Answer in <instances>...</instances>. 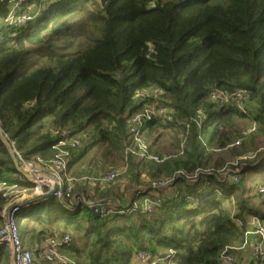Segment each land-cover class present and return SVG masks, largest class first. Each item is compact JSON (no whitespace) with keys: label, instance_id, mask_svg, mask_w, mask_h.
I'll return each instance as SVG.
<instances>
[{"label":"trees","instance_id":"16d2710c","mask_svg":"<svg viewBox=\"0 0 264 264\" xmlns=\"http://www.w3.org/2000/svg\"><path fill=\"white\" fill-rule=\"evenodd\" d=\"M9 3L0 1V130L16 150L47 161L60 138L54 131L88 132L84 145L69 149L82 148L69 168L92 152L88 176L104 173L96 175L99 165L125 167L114 185L128 180L136 197L174 178L156 191L161 203L150 214L139 206L95 216L85 204L88 186L78 182L83 175L74 171L70 193L28 215L25 222L38 227L34 245L69 233L65 251L79 264H129L138 252L168 251L172 264H218L225 248L242 245L249 217L258 216L240 175L254 163L233 167V183L220 175L224 160L215 150L240 158L264 143V0H24L20 9L31 16L24 24L7 21ZM149 88L160 91L158 99L136 96ZM214 90L245 91V113L212 102ZM151 105L171 112L170 122L154 120L144 131L146 139L158 129L174 135L177 152L161 163L125 155L127 121ZM180 171L199 175L189 181ZM16 175L0 138V183L33 187ZM205 189L211 194L198 192ZM6 202L0 192V225Z\"/></svg>","mask_w":264,"mask_h":264},{"label":"built area","instance_id":"2783aa9c","mask_svg":"<svg viewBox=\"0 0 264 264\" xmlns=\"http://www.w3.org/2000/svg\"><path fill=\"white\" fill-rule=\"evenodd\" d=\"M15 1H17L19 3L18 6H20V3L24 0ZM9 18L8 15V22L17 24H24L31 20L29 13L26 10L21 9L19 10V16L12 17V20H9ZM136 96L142 99H158L160 91L153 88L144 89L138 91ZM210 100L221 106L233 105L240 112L245 113V105L248 102V95L245 91L240 90L232 93L214 90L210 94ZM154 120H158L162 123L170 122V110L163 106L151 105L145 107L142 111L129 118L126 128L129 142L125 147L126 156L132 155L141 160L152 161L155 163H161L162 160L165 159H161L159 156L150 153L149 143L144 136L145 127ZM254 130L255 128L252 126L247 131L243 132L242 136L245 137L254 132ZM53 134L60 138L52 147V150L54 151L53 157L47 161H44L39 157L25 159L22 154L16 150L14 142L9 141L5 137V141L10 148L9 152L14 167L17 171L16 178L20 182H23L22 178H25L33 185V187L29 189L19 183H13L10 185L0 183V192L7 200L1 212L2 223L0 225V248H4L9 254L10 264H78L65 251V248L69 247L72 242V236L69 233H55L53 235L43 236L32 249H25L18 236V228L15 222L16 215L21 212L22 207L29 200L34 196H39L52 190L55 184L59 185V189L53 194V197L56 199L62 200L66 194L71 192L74 179H72L68 173L69 162L72 159L69 149L80 148L83 143L91 137V135L88 132H81L78 135L72 136L68 132L58 133V131H54ZM241 142L242 139H237L229 146V148L239 146ZM215 152H220V150H215ZM258 154H262V157H264V147H261L254 152L249 151L244 157L234 158L230 165L238 167L240 161L245 159H255ZM233 167L225 172L226 174L224 177L230 175L232 182L238 183L239 177L237 172L239 169L233 171ZM124 173L125 168H120V170L106 171L94 177L83 176L78 182L87 185L91 190L105 192L111 188L121 177V174ZM176 175L183 176L189 181H195L199 172H196L193 175H186L183 171H180L177 172ZM63 177H65V182L67 183L66 186ZM173 182L174 178L169 180L161 179L152 182L149 188V194L141 196L142 199L140 203L134 202L130 204L113 199L110 201H86L85 204L89 206L91 210L100 213L102 216L114 213L123 214L133 212L136 211L139 206L143 213L150 214L154 207L161 203L156 191L170 187ZM151 193L152 196L150 195ZM257 193L264 196V185L257 188ZM242 250H248L251 258L257 260L260 264H264V226L256 216H251L248 219V230L245 233L242 245L239 247L225 248L220 254L218 264H236L232 252ZM174 255L173 251H168L165 255L155 256H151L144 252H138L134 259L138 264H172Z\"/></svg>","mask_w":264,"mask_h":264},{"label":"rangeland","instance_id":"374dc122","mask_svg":"<svg viewBox=\"0 0 264 264\" xmlns=\"http://www.w3.org/2000/svg\"><path fill=\"white\" fill-rule=\"evenodd\" d=\"M18 5H19V3L17 1L10 0L9 7H8V9H9L8 15L10 17L9 20H12V17L14 18V17L19 16V14L16 15L17 13H19V10H20V6H18ZM33 54L34 55L32 56V60L34 61L37 54H35V53H33ZM35 65H36V63L33 62L30 66L33 67ZM147 141L149 143L150 153L157 155L161 158L166 159L167 157H169L172 154L177 152L176 144L174 142V135L167 132L166 130L158 129L156 134L152 138L147 139ZM84 144H85V142L83 143V145ZM261 147H264V143H260L256 150H258ZM79 150L81 151L82 148ZM79 150L73 152V154H71V156L74 154H77V152H79ZM250 151L254 152L255 150H250ZM217 153H220L221 157L224 160V165L220 170V175L222 174V176H225V174H226L225 172L229 171V168L233 167L232 165H230V163L233 162V159L235 157H232L227 150H223L222 152L220 151ZM92 156H93L92 152H88L87 154H85V156L79 161V163L74 165V167L69 168L68 173L71 175V173L72 172L74 173V171H80L81 172L80 175H83V176L87 175L88 176V174L91 170L84 171V168H85V170H88V169L93 167L94 161H93ZM262 156H263L262 154H258L255 159L249 160V161H253L254 164L251 165L244 173H242L240 175L241 185L245 189L248 197L250 198L251 204L257 210V216L260 219L264 218V209H263L264 197L257 193V188L260 185V183L264 182V157H262ZM259 158L261 160H259ZM247 161H248V159H247ZM88 164L92 165V166H88ZM100 166L101 165L98 166V169H97L98 173L96 175H98L99 173H102V172L109 171L110 170L109 168L112 169V167H115V169H116L117 165L109 166V167H106L104 169L100 168ZM120 168H125V167H119V168L117 167L116 170H120ZM122 176H123V174H121V177ZM63 181H64L65 186H66L67 183L65 182V177H63ZM74 183H78V182H74ZM119 184H120V182H118L116 185L111 187L109 190H106V192H97L96 190H91L90 188L87 187L88 189L86 188V192H87L86 194L91 199H86V200L96 202V201H100L102 199H108L109 198L112 200L117 199V200L122 201V202L125 200H129L130 202L140 203V201L142 199L141 196L136 197V196H134L133 193L129 194V192H132L131 191L132 189L129 186L130 182L128 180H125L124 182L122 181L121 186H119ZM201 188H202V185L198 187V189H201ZM129 189H131V190H129ZM198 192H200V194H211L212 189L200 190ZM44 202L45 201H40L37 204H33V203L26 204L22 207L21 212L16 215L15 222H16V225L18 228V236L21 240L23 248H25V249H32L34 247V242L36 241V238L32 232V228L34 226L36 227V229L38 228L35 224H32V223L29 224L25 221L27 220L28 215L35 213L38 206L43 204ZM53 226L56 227V229H58L59 231L60 230L62 231L63 226H62L60 221L54 222ZM4 252H5L4 248H1L0 249V264H10V256H8V258H7V256L4 255ZM233 253H234L236 262L239 260V258H238L239 256L246 255V256H244V258L246 259L245 260L246 264H260L255 259H253V261L250 260V258H249L250 255H249L248 250H242L241 252H237V251L234 252L233 251L232 254Z\"/></svg>","mask_w":264,"mask_h":264},{"label":"water","instance_id":"95a60500","mask_svg":"<svg viewBox=\"0 0 264 264\" xmlns=\"http://www.w3.org/2000/svg\"><path fill=\"white\" fill-rule=\"evenodd\" d=\"M0 138L2 139V141L5 143L6 147L8 148V150H10L8 144L5 141V136L2 135V132L0 130ZM59 189V185L55 184L52 188V190L48 191L45 194L39 195V196H35L33 197L31 200H29L27 203H39L40 201H46L49 198L53 197V194L55 191H57ZM92 212L94 213L95 216H100V213L95 212L94 210H92Z\"/></svg>","mask_w":264,"mask_h":264},{"label":"crops","instance_id":"0c3cea01","mask_svg":"<svg viewBox=\"0 0 264 264\" xmlns=\"http://www.w3.org/2000/svg\"><path fill=\"white\" fill-rule=\"evenodd\" d=\"M262 185H264V182L263 183H260V185L259 186H262ZM258 186V187H259ZM130 194H132V192L130 193ZM151 196H152V194H150ZM264 197V196H263ZM263 209H264V207H263ZM260 221H261V223H262V225L264 226V218L263 219H260ZM234 252H236V251H234ZM237 252H241V251H237ZM244 253V252H243ZM233 255H234V253H233ZM244 256H246V255H241V256H239L238 258H239V260L236 262V264H244L245 263V258H244ZM235 257V256H234ZM250 258V260H252L253 261V258H251V257H249ZM236 261V260H235ZM130 264H138V262L135 260V259H133V260H131L130 261ZM246 264V263H245Z\"/></svg>","mask_w":264,"mask_h":264}]
</instances>
